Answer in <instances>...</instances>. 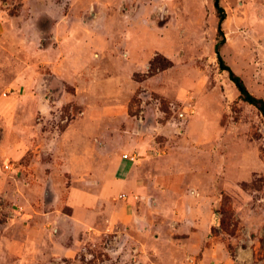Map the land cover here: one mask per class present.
I'll list each match as a JSON object with an SVG mask.
<instances>
[{
	"label": "rangeland",
	"instance_id": "obj_1",
	"mask_svg": "<svg viewBox=\"0 0 264 264\" xmlns=\"http://www.w3.org/2000/svg\"><path fill=\"white\" fill-rule=\"evenodd\" d=\"M218 5L223 35L215 0H0L22 34L0 31V264H174L190 222L171 214L203 206L185 197L210 199L234 264H264V117L214 50L264 99V0Z\"/></svg>",
	"mask_w": 264,
	"mask_h": 264
},
{
	"label": "crops",
	"instance_id": "obj_2",
	"mask_svg": "<svg viewBox=\"0 0 264 264\" xmlns=\"http://www.w3.org/2000/svg\"><path fill=\"white\" fill-rule=\"evenodd\" d=\"M28 0H24V5L27 4ZM52 16V15H51ZM24 22H27V19H20ZM7 21L0 22V31L1 33H8L13 34V36L20 40L22 39V34L18 30L19 27L16 26V28L8 29V25H6ZM11 22V21H10ZM9 22V23H10ZM59 24V21L56 22ZM4 27V28H3ZM4 29V30H2ZM11 32V33H10ZM39 33V32H38ZM57 34V33H56ZM55 36V35H54ZM73 38L75 39V33H73ZM39 37V34H38ZM66 39L63 40V42H60V46L65 43H69L70 41ZM73 41V40H71ZM85 41V40H84ZM82 42V44H79V52L82 54H86V47L85 42ZM58 45V47H59ZM43 49H39V52H42ZM89 50V49H88ZM44 51V50H43ZM34 56H37L38 51H34ZM41 54V53H40ZM115 171H119V169L127 170L129 172V175L126 176V178L122 179L118 185L120 187L126 189L127 186H134L137 184V177H135L132 173V166H128V162L125 161L124 164H121L119 161H117L114 165ZM5 167L10 169V164H5ZM101 196V195H99ZM96 194H92L89 192L81 191V192H70V195L68 197V203L74 208H86L94 206L98 201H100V197ZM126 197V195H125ZM123 197V201L121 203V212L120 215L122 218H126L127 216L131 215V212L134 209L133 202L130 201V199H127ZM175 200V199H174ZM190 201V202H189ZM191 201H195V204H201L203 206L199 207H190V211H184V212H172V217L175 220L179 219H185L186 221L190 222V227L188 228V233L186 235V238L184 239V244L186 245L185 252H180L178 256H176V262L174 264H234L233 259L229 257L228 252L225 250L224 243H222L218 238H215L213 236H210V226L211 222L214 219L213 212L211 211L210 207V199H207L205 197L202 198H195V197H185L184 202L185 203H192ZM180 203L179 200H175V203ZM53 211H47V222L52 218ZM170 215V216H171ZM118 216V215H116ZM39 218V217H38ZM74 219L78 220L75 216H73ZM115 218V217H114ZM30 221L36 220L37 218H30ZM80 219V218H79ZM83 220V218H82ZM48 224V223H46ZM32 229H35L34 224H28ZM194 226L195 228L191 227ZM26 238V244L30 243V238L28 237V234L25 236ZM26 249V248H24ZM184 249V247H183ZM201 253V255L199 254ZM199 254V255H198ZM196 255H198L196 257ZM186 258H189L190 261L186 260ZM166 264V263H163Z\"/></svg>",
	"mask_w": 264,
	"mask_h": 264
},
{
	"label": "trees",
	"instance_id": "obj_3",
	"mask_svg": "<svg viewBox=\"0 0 264 264\" xmlns=\"http://www.w3.org/2000/svg\"><path fill=\"white\" fill-rule=\"evenodd\" d=\"M215 6L219 12V24L217 27L218 35H223L222 30H221V21L223 19V13H222L221 8L218 5V0H215ZM221 43H222L221 41H218L214 46V50L216 53V57H217L220 69L225 70L228 73V77L232 81V83L235 85V87L239 93L240 99L247 102L248 104L253 105L259 111V113L264 117V99L261 97H257L254 94H252L247 89L242 78L239 75H237L236 73H234L232 71V69L225 63V61L223 60V58L219 52V47H220ZM156 63L159 64V57H155L152 60L151 65L153 66ZM170 64L171 63H169L168 65H161L159 67L165 68V67L169 66Z\"/></svg>",
	"mask_w": 264,
	"mask_h": 264
},
{
	"label": "built area",
	"instance_id": "obj_4",
	"mask_svg": "<svg viewBox=\"0 0 264 264\" xmlns=\"http://www.w3.org/2000/svg\"><path fill=\"white\" fill-rule=\"evenodd\" d=\"M123 158L128 159L130 161H136L138 159L136 154H128V153H124ZM122 197H125V195L122 194Z\"/></svg>",
	"mask_w": 264,
	"mask_h": 264
}]
</instances>
